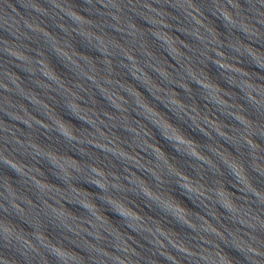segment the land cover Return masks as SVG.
Instances as JSON below:
<instances>
[{
  "label": "water",
  "instance_id": "1",
  "mask_svg": "<svg viewBox=\"0 0 264 264\" xmlns=\"http://www.w3.org/2000/svg\"><path fill=\"white\" fill-rule=\"evenodd\" d=\"M0 264H264V0H0Z\"/></svg>",
  "mask_w": 264,
  "mask_h": 264
}]
</instances>
